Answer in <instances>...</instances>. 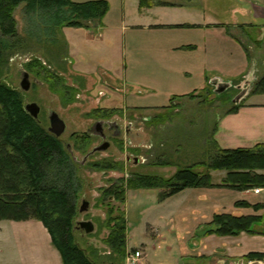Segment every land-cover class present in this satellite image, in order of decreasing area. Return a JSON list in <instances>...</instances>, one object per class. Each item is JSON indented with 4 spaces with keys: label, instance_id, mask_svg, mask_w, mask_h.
<instances>
[{
    "label": "rangeland",
    "instance_id": "obj_1",
    "mask_svg": "<svg viewBox=\"0 0 264 264\" xmlns=\"http://www.w3.org/2000/svg\"><path fill=\"white\" fill-rule=\"evenodd\" d=\"M106 1L101 28L47 27L28 19L23 6L16 8L19 34L7 43L0 85L19 91L24 106L38 103L44 128L50 127L52 112L66 122L60 139L75 160L80 184L75 240L95 264H187V239L204 231L203 224L179 212L193 187L162 195L180 169L209 172L217 155L212 133L219 117L253 103L260 93L264 34L257 40L261 32L256 29L224 26L222 19L232 16L225 13L219 21L212 14L221 12L204 9L200 1ZM227 34L241 44L224 39ZM244 61L249 62L245 68ZM24 71L29 73L28 91L21 88ZM225 85L226 91L217 92ZM99 125H104L110 147L91 154L107 140L99 136ZM110 126L119 128V138L112 137ZM248 149H264V143ZM212 172L219 181L220 172ZM15 175L20 177V171ZM152 183L157 187H148ZM11 184L16 187L14 180ZM5 188L0 195L14 202L13 194L4 196ZM85 201L89 207L81 211ZM82 221L92 222L94 230L86 232ZM122 225L127 227L123 255ZM136 250L143 256L130 262L128 256Z\"/></svg>",
    "mask_w": 264,
    "mask_h": 264
},
{
    "label": "trees",
    "instance_id": "obj_2",
    "mask_svg": "<svg viewBox=\"0 0 264 264\" xmlns=\"http://www.w3.org/2000/svg\"><path fill=\"white\" fill-rule=\"evenodd\" d=\"M20 6L28 19L37 18L47 27L101 28L109 9L106 0H0V71L8 61L7 43L19 34L14 13ZM258 89L264 93V77L258 83ZM236 110L237 106L229 111ZM216 148L217 155L211 159L208 173L201 174L190 167L180 169L162 198L187 188L214 186L211 170L228 172L221 185L237 190L264 187V173L259 172L264 170V149ZM68 152L60 137L44 128L38 118L26 110L19 91L0 85V193L6 187L4 196L13 194L16 199L6 202L7 197L0 195V220L37 219L48 230L63 264H95L75 240L74 220L80 184L73 171L75 160ZM17 170L20 177L15 175ZM12 180L16 187L11 186ZM154 183L148 187L156 188ZM256 219L255 216L217 214L213 223L218 228L214 231L220 235L250 232ZM126 228L122 225L118 234L122 255L127 249ZM108 242H111L110 237Z\"/></svg>",
    "mask_w": 264,
    "mask_h": 264
},
{
    "label": "crops",
    "instance_id": "obj_3",
    "mask_svg": "<svg viewBox=\"0 0 264 264\" xmlns=\"http://www.w3.org/2000/svg\"><path fill=\"white\" fill-rule=\"evenodd\" d=\"M197 1L202 3L204 9L219 10L221 15L212 14L219 21L225 13L232 16L231 19H222L224 26H245L248 30L256 29L261 32L256 39H262L260 35L264 34V0H187L186 2L195 4ZM209 16L206 22L211 25ZM223 38L241 44L238 38L234 39L228 34ZM86 41L91 43L88 39ZM238 48L240 49V46ZM245 63L244 61V68L249 62ZM255 80L256 78L253 81ZM258 97L264 98V93L252 98ZM253 99V103L238 105L235 112L228 110L219 117L212 133L217 147L250 148L264 143V99L257 102ZM214 172H220L219 181L213 180L210 171L214 186L193 188L186 206L179 210L182 215H188L194 223L204 226L202 236L186 238L191 244V249L189 248L186 253L187 264L191 262L193 264H264L263 191L255 193V188L237 190L221 185L224 184L228 172L213 170L212 173ZM238 203L248 205H238ZM217 214L255 216L257 219L252 224L250 232L220 235L214 231L218 228L213 223ZM181 240L183 239L179 238L180 242ZM0 264H63V261L41 221L0 220Z\"/></svg>",
    "mask_w": 264,
    "mask_h": 264
},
{
    "label": "water",
    "instance_id": "obj_4",
    "mask_svg": "<svg viewBox=\"0 0 264 264\" xmlns=\"http://www.w3.org/2000/svg\"><path fill=\"white\" fill-rule=\"evenodd\" d=\"M213 81H216V79H214ZM31 85H30V81H29V73L27 71H24L23 76H22V82H21V88L25 91H28L30 89ZM228 88V85H225L224 88H220L218 89L217 92H224L226 91ZM248 91H244L238 98V100L240 101L243 96L247 93ZM236 100V101H238ZM26 110L34 117V118H38L41 108L38 105V103L36 102H32L29 103L25 106ZM50 127H49V131L52 132L55 136L57 137H61L67 128L66 122L56 113V112H52L50 114ZM109 147L108 143H105V145L102 148L99 149H107ZM89 207V202L85 201L81 207V211H86ZM79 225L84 228L86 230V232H92L94 230V225L92 222L90 221H82L79 223Z\"/></svg>",
    "mask_w": 264,
    "mask_h": 264
},
{
    "label": "flooded vegetation",
    "instance_id": "obj_5",
    "mask_svg": "<svg viewBox=\"0 0 264 264\" xmlns=\"http://www.w3.org/2000/svg\"><path fill=\"white\" fill-rule=\"evenodd\" d=\"M104 128H105L104 125H99L98 126V134H99V136H101V138H106L107 139V137H109V136L104 132ZM110 131H113V133L115 134V135H112V137H114V138H119L120 137L121 131L119 130V128L114 129L113 126H110ZM105 143H108L109 144V147H110V139H107L105 142H103L101 144V146L97 147L93 152H90V153L93 154V153H96L97 151L104 150V149H99V148H102L105 145ZM69 147L70 146H68V148Z\"/></svg>",
    "mask_w": 264,
    "mask_h": 264
},
{
    "label": "built area",
    "instance_id": "obj_6",
    "mask_svg": "<svg viewBox=\"0 0 264 264\" xmlns=\"http://www.w3.org/2000/svg\"><path fill=\"white\" fill-rule=\"evenodd\" d=\"M264 192V187H260V188H255V193H260V192ZM142 252L140 250H136L135 252L131 253L128 256V260L130 262H136L137 260H140L142 258Z\"/></svg>",
    "mask_w": 264,
    "mask_h": 264
}]
</instances>
